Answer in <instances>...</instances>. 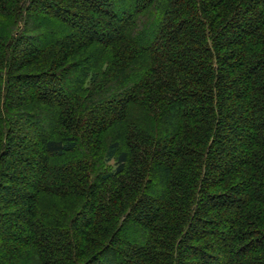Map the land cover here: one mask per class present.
<instances>
[{
    "label": "trees",
    "instance_id": "obj_1",
    "mask_svg": "<svg viewBox=\"0 0 264 264\" xmlns=\"http://www.w3.org/2000/svg\"><path fill=\"white\" fill-rule=\"evenodd\" d=\"M0 264H264V0H0Z\"/></svg>",
    "mask_w": 264,
    "mask_h": 264
},
{
    "label": "rangeland",
    "instance_id": "obj_2",
    "mask_svg": "<svg viewBox=\"0 0 264 264\" xmlns=\"http://www.w3.org/2000/svg\"><path fill=\"white\" fill-rule=\"evenodd\" d=\"M38 21H40V22H42V19L41 18H38ZM21 88V86H17V89L19 90ZM24 122V120H20V119H18V123L20 124V123H23ZM20 171L22 170V166L21 167H19L18 168Z\"/></svg>",
    "mask_w": 264,
    "mask_h": 264
}]
</instances>
